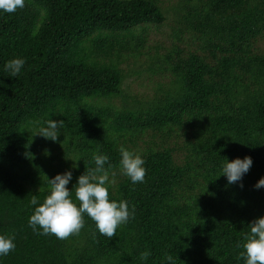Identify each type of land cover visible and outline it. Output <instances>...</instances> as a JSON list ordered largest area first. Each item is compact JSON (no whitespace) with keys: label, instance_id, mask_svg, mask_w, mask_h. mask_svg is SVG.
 <instances>
[{"label":"trees","instance_id":"obj_1","mask_svg":"<svg viewBox=\"0 0 264 264\" xmlns=\"http://www.w3.org/2000/svg\"><path fill=\"white\" fill-rule=\"evenodd\" d=\"M14 57L17 77L3 67ZM141 72L145 93L126 84ZM51 118L63 121L56 141L32 135L30 121ZM120 145L144 158L143 182L120 171ZM93 153L112 166L109 199L134 214L111 238L87 215L64 239L34 232L31 196L42 202L65 170L71 189ZM245 155L251 167L228 184L222 162ZM261 176L264 0H25L0 14V234L15 243L0 264H159L166 253L243 264L237 244L264 215Z\"/></svg>","mask_w":264,"mask_h":264},{"label":"clouds","instance_id":"obj_2","mask_svg":"<svg viewBox=\"0 0 264 264\" xmlns=\"http://www.w3.org/2000/svg\"><path fill=\"white\" fill-rule=\"evenodd\" d=\"M25 6V0H0V14L13 13ZM25 64L23 57H14L3 65L8 76L17 77ZM35 123L36 127L32 135L39 134L44 138L57 140L60 129L63 127L62 120L46 119ZM28 130V128H25ZM120 171L133 184L143 182L145 177L144 158L139 153L119 146ZM70 158V157H69ZM72 159V158H71ZM79 159V158H77ZM73 160V167H76ZM106 154L93 153L91 160L94 167H85L83 173L79 174L71 189L66 187L72 179L70 170L57 173L47 179L48 191L42 202H38L36 195H32L29 204L33 205V211L28 217V226L41 235L54 234L58 239L67 238L69 235L78 234L84 225V215L95 222L99 234L108 238L116 235L117 228L126 224L134 214L126 200H110L109 186L112 184L108 169ZM252 165V158L245 155L243 158L235 157L222 162L220 174L226 177L228 184L241 182L242 176ZM219 176V175H218ZM242 186V183L241 185ZM256 188L264 186V176H261L253 185ZM74 192V197L71 193ZM248 232L242 244V251L238 253L243 258V264H264V215L254 218L248 223ZM15 248L14 237L0 234V257L6 256L10 250ZM149 251L139 253L141 262L147 260ZM159 264H176V259L166 253Z\"/></svg>","mask_w":264,"mask_h":264},{"label":"rangeland","instance_id":"obj_3","mask_svg":"<svg viewBox=\"0 0 264 264\" xmlns=\"http://www.w3.org/2000/svg\"><path fill=\"white\" fill-rule=\"evenodd\" d=\"M166 28V25L160 28L159 31L163 30ZM152 32L151 35H157L160 36V32ZM134 70H138L140 68V65L137 64H131ZM148 76L146 72H141L140 74L133 73L126 79V84L128 85V88L130 90L136 91V92H142L145 93L147 90H145V85L147 84V81L145 77Z\"/></svg>","mask_w":264,"mask_h":264}]
</instances>
